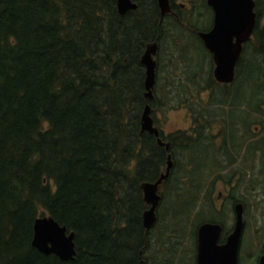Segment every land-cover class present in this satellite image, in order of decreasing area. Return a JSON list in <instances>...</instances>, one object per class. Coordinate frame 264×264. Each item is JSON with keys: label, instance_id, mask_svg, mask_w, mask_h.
I'll return each instance as SVG.
<instances>
[{"label": "trees", "instance_id": "obj_1", "mask_svg": "<svg viewBox=\"0 0 264 264\" xmlns=\"http://www.w3.org/2000/svg\"><path fill=\"white\" fill-rule=\"evenodd\" d=\"M133 1L137 9L121 16L115 0H0V264H139L149 243L160 244L162 262H173L171 216L179 211L176 227L185 226L191 157L202 154L196 162L198 190L212 174L199 170L210 166L208 148L217 147L209 126L225 132L223 141L231 148L252 153L248 127L261 131L264 126V39L247 48L234 82L221 86L196 37L194 49L200 52L193 55L182 43L186 33L179 23L166 19L158 27L152 0ZM158 31L159 59L167 45L172 65L165 68V84L157 70L159 83L149 102L154 125L156 110L171 106L159 98L158 87L165 85L177 93L175 108L184 107L194 117L197 132L195 137L186 131L165 137L157 127L170 144L168 152L155 137L140 135L146 102L139 59ZM204 61L210 65L207 77L200 66ZM242 82L252 88L253 102L242 103L239 118L232 115V97ZM191 91L196 98L208 91L207 107L197 102L195 111ZM218 106L228 111L218 115L213 108ZM258 140L263 157L264 136ZM168 154L175 162L164 183L170 200L157 213L160 234L152 229L145 236L139 185L158 178ZM43 216L74 233L73 260L61 261L31 246L34 222Z\"/></svg>", "mask_w": 264, "mask_h": 264}, {"label": "flooded vegetation", "instance_id": "obj_2", "mask_svg": "<svg viewBox=\"0 0 264 264\" xmlns=\"http://www.w3.org/2000/svg\"><path fill=\"white\" fill-rule=\"evenodd\" d=\"M130 1L136 4L137 6L136 2H134L133 0H130ZM168 1H169L171 12L161 17L157 0H152V3L154 4L156 11L158 13V23H157L158 27H160L166 19L173 20L174 22L180 24V26L182 27L181 29L185 31L186 33V38L188 39L192 38L191 40L195 41L196 43H198L196 41L198 39L204 48V45L202 41L199 39L198 34L209 32L213 28V22H214V12H213V9L207 4V0H189L188 4H184L180 2L179 0H168ZM252 1L255 4V7L253 9V12L256 15L255 25L251 32L250 38L243 45L242 53L236 63L235 75H236L237 69L242 68L243 55L244 53H246L247 48L254 45L258 40L264 39V24L262 23V19L264 18V13H263L264 1L263 0H252ZM202 3L204 4L203 10L200 8V5ZM135 10H131V11H135ZM131 11H128L127 13ZM199 24H202L204 26L209 25L208 29L197 30L193 28V26H196ZM159 35H160V31H158L157 36L153 40L155 41L158 39V54L156 56V62H157V59L160 53V48H161ZM232 41L235 42L236 37H233ZM204 50L208 53L209 60L212 62V75H213L214 63L212 60L211 53L208 52L205 48ZM158 65H159V62L157 63V70L159 67ZM203 85L205 84H202V86ZM220 85L223 86L224 84H220ZM202 94H207V98L204 99ZM197 98L198 100L196 102L198 103L201 102L202 104H205L211 101L208 91L206 92L202 91L199 94V97ZM193 102H194V98H191L190 99L191 106ZM189 117H190V129L181 130V131H186L187 135L195 137L197 132L193 130L196 127V123H195L193 116L189 114ZM233 118L237 119V117H233ZM209 133H210V136L214 138V142L222 145V147L216 144L217 147L208 148V150H210V153L208 154L211 160L210 166L204 169L200 168L199 170H210L212 171V174L209 176L210 178H208V180L203 183V186L200 190H198V188L196 187L197 178H196L195 172L198 171L196 169V162L191 161V163L189 164L190 174L187 179V182H188V190H189L188 198L190 202V210L186 215V221L184 222L185 226L183 227V222H182L181 223L182 226L176 227L177 219L180 217L179 211H173L172 216H171L174 219V226H175L172 230V234H173L172 243H173V256H174L173 259L174 260L176 258L179 259V256L182 255L184 250L189 246L192 249L193 262L194 264H197L198 241H199L198 232H199L200 227H202L203 225H209L210 227H212V229L204 236L205 239L209 241L210 243L209 249L217 250L221 252L222 254L221 256L223 257L224 261H226L223 264H228L229 262L227 261H230V256H231L230 254L233 250L232 249L230 251L227 247L228 238L230 237V235L232 234L234 230V225H235V220H236L235 206L237 204H241L243 206V217L242 218H243L244 228H243V231L240 237L239 245L237 247L235 264H264V228L263 227L261 228L258 226L256 218L254 220L253 229L251 230L250 233L248 232V236H249L248 243L245 242V236L247 235V232L244 230L246 229L245 224L247 227V222L245 223L244 221V205L238 199L239 186H241V183L244 182L243 180L244 177H246V174H243L242 176V173L240 172L242 168V163H243L241 159V152L243 149L237 150L235 147L231 148L226 141H223V136L225 132H218L215 134L209 131ZM256 134H258V132L255 133V135ZM203 135L208 136V133L204 132ZM260 135H262L261 132H260ZM262 136H264V134ZM204 139L206 143L210 142V138L207 139V137L206 138L204 137ZM250 141L253 144V146L249 150L253 154L250 153V155L248 156V159L247 158L245 159L246 162L244 163V165L246 167L247 173L251 172V177H250L251 179H249V185H250V191H252L254 190V187L259 181L264 182V155L263 157L260 156L259 159L257 155H254V151L256 147L255 144H259V140L256 139V136H255V140L250 139ZM263 143L264 142L260 144H263ZM224 145H227V146L225 147ZM209 146L210 145H208V147ZM165 164H166V161H165ZM164 168L163 170L160 171V173L164 171ZM171 175H172V171H171L170 177ZM167 181H165L164 183H166ZM218 182L222 184L225 183L224 185L229 188L228 189L229 191L232 192L231 196H229V201L231 202V206H232L231 213L233 217V226H228V224L226 223L227 221H229L228 214L230 212H227L225 210H220L219 208L215 207L216 206L215 199L213 200V197H212L213 187ZM164 183L162 185H164ZM219 198L221 200L220 196L218 197V200ZM161 200H162V197H161ZM144 210H145V206H144ZM156 216H157V213H156ZM155 226H156V223L153 226V228ZM214 227L219 228V231H217ZM148 233H145V230H144L145 236H147ZM177 263L178 262H175L174 264H177ZM139 264H164V262H145L144 260L141 259Z\"/></svg>", "mask_w": 264, "mask_h": 264}, {"label": "water", "instance_id": "obj_3", "mask_svg": "<svg viewBox=\"0 0 264 264\" xmlns=\"http://www.w3.org/2000/svg\"><path fill=\"white\" fill-rule=\"evenodd\" d=\"M161 17L171 12L168 0H157ZM207 4L213 9V28L207 33H199L204 48L211 53L214 63L213 77L219 84L228 85L235 79L236 63L242 53L244 43L250 38L255 25V4L252 0H207ZM116 8L119 15L123 16L128 11L135 10L136 4L130 0H116ZM233 37L236 41L233 42ZM158 54V39L148 43L140 56L139 62L144 69V100L146 102L140 117V135L147 133L156 138L157 145L170 149V144L160 138L159 129L154 125L153 110L149 102L154 99ZM164 171L154 182H142L139 188L145 210L141 214L142 227L148 233L157 221L156 209L161 200L159 187L169 179L173 161L170 154L166 157ZM243 206H235L234 230L228 238L227 247L231 252L228 264H235L236 251L244 228ZM217 231L219 228L214 227ZM212 227L203 225L198 232V256L197 264H223L221 252L209 249V241L205 234ZM74 233L67 234L66 228L60 226L52 217H38L33 225V237L31 246L43 255H53L61 261H71L76 255L73 242ZM232 257V258H231Z\"/></svg>", "mask_w": 264, "mask_h": 264}, {"label": "rangeland", "instance_id": "obj_4", "mask_svg": "<svg viewBox=\"0 0 264 264\" xmlns=\"http://www.w3.org/2000/svg\"><path fill=\"white\" fill-rule=\"evenodd\" d=\"M180 2L184 3V4H188L189 0H179ZM264 1V0H263ZM264 13V10H263ZM262 23L264 24V18L262 19ZM182 43L183 45L187 42L188 43V49H189V53L193 54V55H197L200 51L194 49V46H196V42L192 41L188 38H184L182 39ZM199 49L202 50V48L199 46ZM167 49V45L162 46V55L161 58L157 59V63L160 61L161 62V66L158 65V69L160 68V78L162 79L163 83H166V77L167 74L164 75L165 72V68L166 66H169V64L172 63L171 58L169 57V54L167 55V53L169 52H165ZM171 54H176V53H171ZM166 58V59H165ZM208 62H210L209 57H207ZM178 60V58H177ZM262 61L264 62V57L262 59ZM189 62V61H188ZM207 61H204L203 64L201 63L200 66L203 67V73L205 74V77H207V73L210 69V65H208ZM177 64V68H179V70L183 69V64L179 61V63ZM246 64V61H245ZM172 65V64H171ZM175 66V65H174ZM246 65H244L245 67ZM180 72V71H179ZM212 72V71H211ZM164 75V76H163ZM159 76V72L156 71V80L157 77ZM213 77V75H212ZM170 76H169V81H170ZM157 83H159L158 81H156V85ZM202 84V83H201ZM205 84V83H204ZM155 85V88H156ZM170 90L171 93L167 94V91ZM220 90V89H219ZM234 92L236 95V98L234 96ZM158 94H159V98L160 100L166 103L167 99L169 100V104L171 107L169 106L167 103L164 107V111H157L154 113V117H157L159 119L158 121V125L157 127L162 131L164 136H168L170 134H174L178 131L181 130H189L190 129V117L188 114V111L186 109H184V107H181L179 109L175 108V98H177V93L173 92L172 89H167V86L165 85H161L158 87ZM195 93L191 91V98H194V106L197 108L195 109V111H199L198 110V103L196 102L198 99L193 96ZM219 96L224 95V91H219L217 93ZM203 98L206 99L207 98V94H202ZM252 96H253V92H252V88L250 86L247 85V83L242 82L241 85L239 86H235L234 90H233V97H232V102L234 101L236 103L235 107L231 110L232 115L233 116H238L239 118L241 117V110L240 107L243 105L242 103L245 102L246 100H248L249 102H253L252 101ZM241 99V102H239V100ZM208 103L204 104V107H207ZM210 107V105H209ZM208 107V108H209ZM216 111V113H219V110L223 112L228 111V109H224L221 106L218 107H213ZM154 112V111H153ZM219 115V114H218ZM227 117H231L230 114L227 115ZM212 125L209 126L210 132L213 133H218L219 132V127H213ZM248 129L250 130V132H248V136L251 140H255V136L256 139H260V137L264 134V126L261 129V131L259 130L258 126H249ZM255 135V133H257ZM260 132L262 133V135H260ZM255 151H254V155L261 156L260 153V148L258 146V144H255ZM247 154H244V152H242L241 155V159L242 162L244 159H248V152H246ZM253 154V153H252ZM177 159L179 161V156L177 154ZM193 159V160H192ZM181 161H185V158H181ZM202 161V154L198 155V156H192L191 157V161L193 162H199ZM173 161V160H172ZM243 165V163H242ZM197 167V165H196ZM175 170V162L173 161V170L172 173ZM177 171V170H176ZM243 174H246V177H244V182L241 183V186H239L238 192H239V197L238 199L240 200V202L244 205V221L245 223L247 222V227L245 224V230L247 232V235L245 236V242L248 243L249 240V236H248V232L250 233L251 230L253 229L254 226V220L256 218L257 224L259 227H263L264 228V182L259 181L256 186L254 187V190L250 191V185H249V179H251V172H243L240 171ZM225 184V183H224ZM224 184L218 182L216 183V185L213 187V200L215 199V207L219 208L220 210H225L227 212H230L228 214V219L229 221H227L226 223L228 224V226H233V217H232V206H231V202L229 201V196H231V191H229L228 187H226ZM233 184V183H232ZM176 185V183H173V186ZM168 186L162 185L159 189V195L162 197V200L159 203L158 208L156 209V213H158L159 210L165 211V208L167 206L166 202H168L170 200L169 196L171 195L170 193V188ZM252 193V194H251ZM163 195H165V199L163 201ZM168 196V197H167ZM221 197V200L218 197ZM161 205V206H160ZM158 221V219H157ZM185 221H186V216H185ZM157 224V222H156ZM153 230L155 231V234L158 236L161 232V229L158 227H154ZM165 237H163L164 239ZM161 246L160 244H155V243H149L148 246L143 250V253L141 254V259H146L148 261L151 262H162L160 260V250ZM175 262H178L177 264H194L193 262V256H192V249L188 246L184 252L182 253V255L179 256V259L176 258L173 262H164V264H174Z\"/></svg>", "mask_w": 264, "mask_h": 264}]
</instances>
